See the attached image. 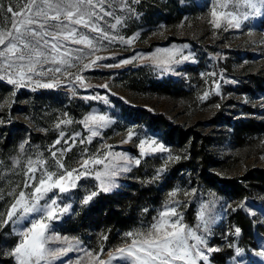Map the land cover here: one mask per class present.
<instances>
[{
  "label": "rangeland",
  "instance_id": "374dc122",
  "mask_svg": "<svg viewBox=\"0 0 264 264\" xmlns=\"http://www.w3.org/2000/svg\"><path fill=\"white\" fill-rule=\"evenodd\" d=\"M28 2L29 0H0V5L3 6V10H0V31L11 30L13 20L19 21L23 18L8 13L7 8L12 6L14 12H21ZM111 2L114 5L111 11L117 16L125 15L120 10L119 0ZM214 3L215 0H139V3L131 5L133 14L125 15L123 24L118 25L116 29L110 28V25L116 22L115 19L106 17L100 22V26L110 35L117 36V42L109 44L104 41L103 46H100L94 55L86 56L75 67L67 68L66 71L72 73V76L66 78L64 74H55L62 83L52 89L38 88L34 84L17 88L7 83L8 70L0 71V77H3L0 79V127L17 121L26 125L17 133V147L0 153V190L5 193V198L0 200V212H4L11 203L6 193L17 185L23 187L22 172L27 158H35L36 152L43 153L45 158L50 156L49 146L59 136V131L54 126L60 119L66 118L65 113L68 114L67 118L76 122L90 112L106 114L112 120L109 127L103 129L101 135L94 137L91 143H77L72 151L64 155L66 167L72 169L79 167L84 148L92 155L97 154L99 149L102 155L108 150L104 146L111 145L114 152L138 157L136 145L140 139L146 138L156 139L169 148L163 130L151 127L143 117L134 116L130 107L164 113L169 119L180 124L200 120L206 129L211 128L209 118L219 110L222 116L229 114L231 122L239 115H245L241 109L243 105L264 107V89L259 90L253 85H248L249 89L242 91L244 79L249 77L248 73L264 68V0H258V14H252L253 10L249 9L243 0H230L226 8L218 7V11L234 12L241 17L242 24L239 29L227 28L226 24L220 29L211 26L210 12ZM105 10H109L107 5ZM245 16L247 19H244ZM119 37H134V40L131 45H126L119 42ZM185 45L187 47H184ZM174 46L182 48L184 55L191 53L193 59L175 65L171 73L161 74L158 69L154 70L149 60L138 59L121 67L106 66L118 64L122 59H131L137 54L147 56L157 49H171ZM95 56L104 59H101L97 66L81 71L83 65L95 59ZM213 73L215 75H212ZM75 75L84 77L83 86L75 81ZM50 78L51 75L39 79L47 81ZM216 83L219 84L218 92L215 91ZM249 83L250 81H247L246 84ZM104 85L107 87H103ZM163 85L169 89H163ZM205 92H209V97L201 101L200 97ZM95 95L107 96L108 104L99 100L84 99L85 96ZM225 128L228 131V127ZM129 129H133L137 135L124 143L128 139ZM60 130L66 133L65 138L76 132L84 137L89 135L79 123L61 126ZM25 141V151L20 153L19 145ZM169 150L173 157L177 156L173 150ZM214 150L217 154L229 153V136L224 135L222 144L215 146ZM21 157L22 163L14 165V159ZM167 157V153L145 157L141 164L146 162L147 158L156 159L149 162L153 166L150 175L144 176L143 179L141 177L140 180L139 174L143 175L144 170L138 173L141 164L134 166L131 171L117 178V186L112 191L100 194L126 190L133 180L156 185L167 175L168 168L177 161L169 162L161 179L153 181L156 170L165 165ZM246 163L263 166L264 154H260L255 160L247 159L239 166L238 171H231L230 175L241 173ZM77 183L78 187L66 194L62 200V204L71 207L67 214L54 223V233L77 238L80 241L79 250L70 251L53 264H99L98 260H92L90 257L81 259L84 252L99 253V259L107 260L109 253H114L117 248L131 243L125 233L144 230L145 226L152 222L168 199L169 191L174 188L181 189L176 198L181 205L178 212L187 226L197 229V213L202 205H207L206 216L213 222L210 230L203 233L206 244L202 247L205 250L224 248V253L229 254L224 264H264V256L257 255V252L264 250V193L250 192L253 202L249 205L245 199L230 198L211 186H201L198 181L192 180L189 172L185 170L177 176L175 183L165 191L157 204L140 209V216L129 228L117 232L111 241L104 239L105 234L97 233L93 242L92 235L84 223L76 227H72V224L76 223L81 211L95 199L88 204H81L85 195L96 190L97 181L89 176L81 178ZM192 189H196L194 195H183L184 191L191 193ZM191 203L194 205L193 209ZM241 204L248 214V227L256 238L255 245L250 242V235L247 237L249 239H244L234 234L237 226L230 222L229 214L237 208L241 209ZM145 209L151 214L145 212ZM201 233L202 229L198 230V234ZM18 239L12 233V226L0 229V264H15L14 259L6 253L11 251ZM229 244L234 247L230 248ZM61 246L63 245H53ZM235 247L243 249L239 256H236ZM113 264L122 262L114 260ZM207 264H217L213 252L209 254Z\"/></svg>",
  "mask_w": 264,
  "mask_h": 264
},
{
  "label": "snow or ice",
  "instance_id": "6c2138e0",
  "mask_svg": "<svg viewBox=\"0 0 264 264\" xmlns=\"http://www.w3.org/2000/svg\"><path fill=\"white\" fill-rule=\"evenodd\" d=\"M229 2L230 0H215L209 20L213 28L220 29L225 24L227 28L241 27L242 20L239 15L217 10L218 7L226 8ZM243 2L253 10L252 14H258V0ZM133 3H139V0H119L121 12L132 15ZM105 5L108 6V11L105 10ZM112 7L114 5L111 0H29L21 12H14L13 7L9 6L6 10L8 13L23 18L19 21L13 20L11 30L0 31V71L8 70L7 83L17 88L33 84L45 89L60 86L62 81L55 74H64L66 78L72 76V73L66 71L67 68L75 67L86 56L94 55L99 47L103 46L104 41L109 44L117 42V36L110 35L100 26V22L109 16L116 21L110 25L111 29L123 24L125 15L117 16L111 11ZM0 10H3L2 5ZM244 19H247V16ZM118 40L122 44L131 45L134 37H119ZM101 59L104 58L95 56V59L83 65L81 71L97 66ZM138 59L151 61L153 69H158L164 74L173 72L175 65L192 60L193 55H184L182 48L174 46L171 49H157L147 56L137 54L131 59H122L118 64L106 66L121 67ZM50 75L51 78L47 81L39 79ZM75 81L83 86L84 77L75 75ZM215 91H219L218 83ZM208 97L209 92H205L200 99L204 101ZM84 99L99 100L105 104L109 102L107 96L100 95L85 96ZM67 115L65 113L66 118L60 119L54 126L59 131V136L49 146L50 156L45 158L40 152L35 153V158L29 156L22 172L23 187L17 185L6 193L11 203L4 212H0V229L12 226V233L19 238L11 251L6 253L14 259L15 264H53L70 251L79 250L80 241L54 233V223L69 212L71 206L62 204V200L66 194L78 187L77 182L81 178L92 176L97 181L96 190L89 192L81 200V204H88L101 192L112 191L117 186V178L131 171L132 167L139 166L145 157L157 153L168 154L165 165L157 169L152 177L153 181L161 179L169 162L180 159L178 156L173 157L163 143L146 138L140 139L136 145L138 157L114 152L111 145L104 146L108 150L102 155L99 149L97 154L92 155L84 148L79 167L68 169L64 163V155L72 151L77 143H91L94 137L100 136L102 130L109 127L112 120L100 112H90L78 122L67 118ZM72 123L82 125L89 135L84 137L76 132L65 138L66 133L60 130L61 126ZM136 135L133 129H129L128 139L124 143ZM26 144L27 141L19 145L20 153H24ZM58 145L60 147H57ZM22 159H14L13 164L20 165ZM180 192V188L169 191L168 199L152 222L146 225L144 230L125 233L131 243L117 248L114 253H109L107 260L99 259L100 254L92 252H84L81 259L90 257L92 260H98L99 264H113L114 260H119L122 264H207L209 254L220 251L218 248L205 250L202 247L206 244L203 233L210 230L213 221L206 216L207 205H202L197 213V229L184 224L183 217L178 212L180 201L176 199ZM195 192L196 189H192L191 193L184 191L183 195L189 197ZM4 198L5 193L0 190V200ZM240 207L244 205L241 204ZM200 229L202 233L198 234ZM234 234L239 236L241 229L236 227ZM56 244L63 246L53 247ZM229 247L234 245L229 244ZM242 251L243 249L235 247L236 256ZM257 255L264 256V250L257 252Z\"/></svg>",
  "mask_w": 264,
  "mask_h": 264
},
{
  "label": "trees",
  "instance_id": "16d2710c",
  "mask_svg": "<svg viewBox=\"0 0 264 264\" xmlns=\"http://www.w3.org/2000/svg\"><path fill=\"white\" fill-rule=\"evenodd\" d=\"M263 69L248 73L249 77L244 79L242 91L249 89L248 85H253L259 90L264 89ZM247 81L250 83L246 84ZM162 87L169 89L164 85ZM129 109L134 116L145 118L151 127L162 129L167 145L180 159L168 168L167 175L156 185L133 180L126 190L95 197L78 215L76 223L72 224V227H76L84 223L92 235L93 242L97 233L105 234L106 240L111 241L117 232L129 228L140 216V209L157 204L165 191L175 183L177 176L185 170L189 172L192 180L198 181L201 186H211L230 198L245 199L249 205L253 202L250 192L264 193V165L246 163L241 173L230 175L231 171H238L239 166L247 159L255 160L257 156L264 154V107L243 105L241 109L245 115H239L231 122L230 115L222 116L219 110L209 118L211 128L207 129L200 120L180 124L169 119L164 113H153L145 108ZM22 126L26 125L17 121L0 127V153L17 147V133H20ZM225 127H228V131ZM224 135L229 136L231 151L227 154H217L215 146L222 144ZM151 160L156 161L155 158H147V161L138 167V173L144 170L143 175L139 174L140 180L141 177L143 179L151 174ZM193 207L191 203V209ZM247 215L242 208H237L229 214V219L241 229L239 237L249 239L247 237L250 235V242L255 245L256 238L248 227ZM228 256L229 254L224 253V248L213 252L217 264H224Z\"/></svg>",
  "mask_w": 264,
  "mask_h": 264
}]
</instances>
